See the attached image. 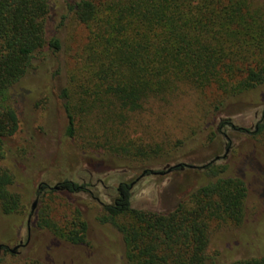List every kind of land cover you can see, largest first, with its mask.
<instances>
[{
  "label": "trees",
  "instance_id": "trees-1",
  "mask_svg": "<svg viewBox=\"0 0 264 264\" xmlns=\"http://www.w3.org/2000/svg\"><path fill=\"white\" fill-rule=\"evenodd\" d=\"M53 1L0 0V156L5 141L20 129L11 89L37 54L62 50L59 39L48 36ZM65 9L73 36L65 41V82L59 92L64 134L92 158H109L113 170L137 162L167 170L169 162L183 158L178 151L209 129L216 135L232 127L231 113L214 120L227 101L264 85V0H76ZM183 96L197 105L196 123L180 136L150 131L154 125L142 118ZM253 133L264 141V118ZM195 159L182 160L179 168ZM214 163L198 168L214 181L168 212L134 208L130 184H122L117 199L101 206L98 220L121 234L126 264H264V255L228 257L208 250L214 226L241 225L247 196L244 181L219 177L224 168ZM12 183L10 172L0 168V210L6 216L23 207ZM85 186L64 180L49 191L40 184L41 201L47 208L56 193L68 201ZM38 227L74 245L85 243L88 231L78 210L63 224L43 216ZM9 253L4 247L3 256Z\"/></svg>",
  "mask_w": 264,
  "mask_h": 264
},
{
  "label": "rangeland",
  "instance_id": "rangeland-1",
  "mask_svg": "<svg viewBox=\"0 0 264 264\" xmlns=\"http://www.w3.org/2000/svg\"><path fill=\"white\" fill-rule=\"evenodd\" d=\"M75 1H53L48 36L55 35L62 50L37 54L24 79L11 89L10 102L20 120V129L5 141L0 168L13 176L10 190L20 196L23 207L8 216L0 210L2 264L26 259L49 264H126L121 234L112 225L98 220L101 206L118 197L115 189L120 183L129 184L143 169L159 170L157 165L150 167L138 162L132 168L113 170L109 158L99 157L98 161L65 137L67 121L59 92L65 82L64 45L67 35L73 36L70 15L65 8ZM196 108L192 98L183 96L171 100L166 108L153 109V116L146 115L142 121L154 125L150 128L152 132L180 136L181 131L185 132L196 123ZM262 110L264 85L251 94L227 101L214 115L218 123L217 116L222 112L231 113L228 122L244 131L227 127L214 135L209 129L197 142L178 151L183 158L168 163L170 167L187 158H196V163L190 164L200 167L220 157L214 163L218 169L224 168L219 177H238L246 185L241 225L214 226L208 249L211 253L225 252L228 257L264 255V141L253 133ZM64 180L85 184L93 195L83 190L76 197H68L71 205L62 194L56 193L50 196L52 200L45 208L46 203L41 201L43 191L38 186L44 184L50 191ZM98 180L103 184H97ZM213 181L214 178L200 169L186 166L163 176L147 175L133 186L131 203L142 210L168 212L197 187ZM37 194V204L27 225ZM75 210L80 211L88 224L85 243L74 245L59 240L46 228L38 227L43 216L63 224L70 220ZM20 242L25 245L12 253ZM4 247L13 257L3 256Z\"/></svg>",
  "mask_w": 264,
  "mask_h": 264
},
{
  "label": "flooded vegetation",
  "instance_id": "flooded-vegetation-1",
  "mask_svg": "<svg viewBox=\"0 0 264 264\" xmlns=\"http://www.w3.org/2000/svg\"><path fill=\"white\" fill-rule=\"evenodd\" d=\"M262 118H264V114H262V112H261V114H260V118H259V120L258 121H260ZM257 121V122H258ZM256 126V125H255ZM232 128H234V126L232 125ZM216 158V157H215ZM214 158V159H215ZM223 158V157H222ZM213 159V160H214ZM220 159V157H218V160ZM213 160H211V162L213 163V162H216V161H218V160H216V161H213ZM177 165V164H176ZM173 166H175V165H173ZM173 166H170L169 168H171V167H173ZM181 166V165H180ZM179 166V167H180ZM189 167L190 169H196V168H203V166H205V165H203V166H200V167H198V166H187L186 164H184V167ZM179 167H176V168H172V169H170V171H168V169L167 170H165V171H156V172H154L153 171V174H150V173H147L146 175H144L142 178H140L138 181H140L141 179H143L145 176H147V175H158V176H163V175H166V174H170L171 172H173V171H176V169L177 168H179ZM183 169V167H181V168H179V170H182ZM144 171V170H143ZM142 171V172H143ZM141 172V173H142ZM140 173V174H141ZM160 173H163L162 175H160ZM139 177V176H138ZM138 177H136L132 182H130L129 184H130V191H132V188H133V186L138 182V181H136V179L138 178ZM136 181V182H135ZM97 184H103V182L101 181V180H98L97 182H96ZM122 184H127V183H120L117 187H116V192H117V194H118V192H119V189H120V186L122 185ZM84 190L90 195V196H92L93 194H92V192H91V190H88V189H86L85 187H84ZM117 199V198H116ZM105 205V204H104ZM20 247L21 246H23V245H25V244H23L22 245V243L20 242L19 244H18Z\"/></svg>",
  "mask_w": 264,
  "mask_h": 264
},
{
  "label": "water",
  "instance_id": "water-1",
  "mask_svg": "<svg viewBox=\"0 0 264 264\" xmlns=\"http://www.w3.org/2000/svg\"><path fill=\"white\" fill-rule=\"evenodd\" d=\"M224 157H225V156H223V158H224ZM216 160H218V157H216L213 161H216ZM179 166H180V164H177V165H175V166L169 168L168 171H170V169H172V168H176V167H179ZM203 167H204V166H203ZM147 173L153 174V171H151V170H150V171H148V170H144V171L139 175V177L136 179V181H138L140 178H142V177H143L144 175H146ZM162 174H163V173H160V175H162ZM136 181H135V182H136ZM38 188H40V185L38 186ZM53 188H54V189H57L58 187H57V186H54ZM37 200H38V194H37V196H36L34 202H33L32 205H31L30 213H29V215H28L27 225H28V223H29V221H30V219H31V217H32V215H33L34 209H35L36 204H37ZM18 247H20V246L17 245L13 250H11V252H12V253L15 252V250H16ZM0 251H1V247H0Z\"/></svg>",
  "mask_w": 264,
  "mask_h": 264
}]
</instances>
